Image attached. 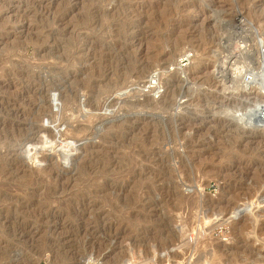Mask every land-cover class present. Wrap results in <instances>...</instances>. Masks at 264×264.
Listing matches in <instances>:
<instances>
[{
  "label": "rangeland",
  "instance_id": "rangeland-1",
  "mask_svg": "<svg viewBox=\"0 0 264 264\" xmlns=\"http://www.w3.org/2000/svg\"><path fill=\"white\" fill-rule=\"evenodd\" d=\"M246 45L264 0H0V264H264Z\"/></svg>",
  "mask_w": 264,
  "mask_h": 264
},
{
  "label": "bare ground",
  "instance_id": "bare-ground-1",
  "mask_svg": "<svg viewBox=\"0 0 264 264\" xmlns=\"http://www.w3.org/2000/svg\"><path fill=\"white\" fill-rule=\"evenodd\" d=\"M262 47L264 48V46H262ZM235 51H234V53H235ZM237 53H238V55H242V58L244 57L246 60L247 59L252 60V55L257 54L259 56V59L258 60H260V62H259L260 63V68L259 69L262 70L261 71V74L262 75L259 74V73H257V71H256V73L247 71L246 73H244L245 75H248L247 78H245L244 76L241 77V79L239 80V82L242 85L239 83V87L238 86L237 87L240 88V86L241 87L243 86L245 88L248 87V89L252 87L254 90L257 91V93H254V94H256L258 96H257V98L254 99L253 104H252V107L247 108V109H249L247 111V113H238L237 115H234V117L238 121H240L242 123V125L244 127H246V128H263L264 129V49L262 51L259 48L258 49L256 47L255 48H250V46L247 47V45H246V47L245 46L241 47L239 49V51H237ZM231 56H232V53H231ZM185 57H186V59L188 58L185 53L180 54V56H179V58H181V59L182 58H185ZM234 61H235V59H234ZM169 64H171V63H169ZM146 67H147V65L146 64H143L141 66L140 70L142 69V71H143ZM222 71H229V70H227L225 68H222ZM231 71H232L231 74L235 75V77H236V75H239L241 73V69L239 67H237V66L234 67V68H232ZM148 74L149 73H147V75H145V80L140 85V90H143V88H145V89L147 88V89H150L151 91H153V93L155 94V93L158 92L157 88L159 87V79H160V77H158L157 74H153L151 76H148ZM229 77H230V75H229ZM238 79H239V76H238ZM162 84H164L165 87H166V85L168 84V82H163ZM169 86H167V90L170 89ZM235 87H236V84H235ZM122 92H123V90H122ZM124 92H126V91H124ZM169 92L171 94L173 91L170 89ZM226 205H227V203H226ZM229 214H230V211H229ZM231 216H232V214H231ZM231 216H230V219H231ZM232 222H233V220H232ZM228 260L230 261V259H228ZM224 264H232V263L231 262H227V263H224ZM235 264H242V263H240V262L239 263H236L235 262Z\"/></svg>",
  "mask_w": 264,
  "mask_h": 264
},
{
  "label": "built area",
  "instance_id": "built-area-1",
  "mask_svg": "<svg viewBox=\"0 0 264 264\" xmlns=\"http://www.w3.org/2000/svg\"><path fill=\"white\" fill-rule=\"evenodd\" d=\"M153 74H157V73H153ZM153 74H152V75H153Z\"/></svg>",
  "mask_w": 264,
  "mask_h": 264
}]
</instances>
